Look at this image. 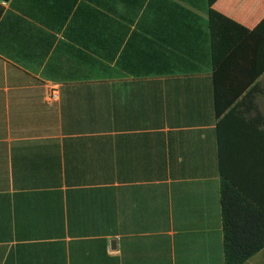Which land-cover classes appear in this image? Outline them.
Masks as SVG:
<instances>
[{"label": "crops", "instance_id": "1", "mask_svg": "<svg viewBox=\"0 0 264 264\" xmlns=\"http://www.w3.org/2000/svg\"><path fill=\"white\" fill-rule=\"evenodd\" d=\"M212 7L246 29L218 107L258 121L264 203V0ZM207 9L0 0V264H223ZM229 139L249 188L252 131ZM239 264H264V245Z\"/></svg>", "mask_w": 264, "mask_h": 264}, {"label": "trees", "instance_id": "2", "mask_svg": "<svg viewBox=\"0 0 264 264\" xmlns=\"http://www.w3.org/2000/svg\"><path fill=\"white\" fill-rule=\"evenodd\" d=\"M214 0H207V19L210 34L211 61L213 66V101L215 112L221 113L215 123V136L219 169V213L223 264H239L264 245V203L257 186L258 147L260 129L254 118L244 121L242 114L231 106L218 107L219 89L216 76L226 60L234 53L233 47L246 29L212 7ZM239 92L231 94L227 103ZM245 122L252 131L250 189L228 170L227 152L232 144L229 139L234 124ZM231 142V143H230ZM240 165V164H238ZM231 167H233L231 165Z\"/></svg>", "mask_w": 264, "mask_h": 264}, {"label": "built area", "instance_id": "3", "mask_svg": "<svg viewBox=\"0 0 264 264\" xmlns=\"http://www.w3.org/2000/svg\"><path fill=\"white\" fill-rule=\"evenodd\" d=\"M44 97L47 100H54L57 98V89L53 84L47 85L44 92Z\"/></svg>", "mask_w": 264, "mask_h": 264}]
</instances>
